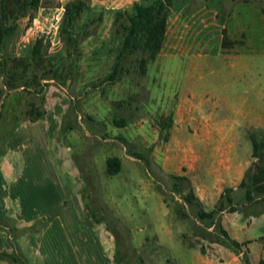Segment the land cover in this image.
Instances as JSON below:
<instances>
[{
  "label": "rangeland",
  "instance_id": "1",
  "mask_svg": "<svg viewBox=\"0 0 264 264\" xmlns=\"http://www.w3.org/2000/svg\"><path fill=\"white\" fill-rule=\"evenodd\" d=\"M65 1L43 0L27 26L28 16L20 17L0 50V62L6 59L9 66L10 56L29 59L40 37L46 63L31 65L45 85L38 92L7 87L0 64V211L10 225L0 228V251L19 255L22 264H198L196 251L203 246L210 254L219 243L202 237L190 206L171 191V174L186 175L210 210L225 186L236 188L254 159L249 132L264 134V0H192L212 1L231 46L220 49V33L214 31L186 51L226 52L167 59L163 70L150 61L148 74L131 71L114 83L98 80L120 43L115 12L144 0H89L78 29L91 15L101 12L102 18L87 25L88 34L80 36L71 56L59 35ZM49 65L68 76L67 87L49 78ZM30 101L44 111L34 120L26 112ZM64 116L68 127L62 130ZM113 116L126 124L116 126ZM118 135L150 165L130 155ZM113 156L120 168L111 174L107 158ZM236 193L238 208L220 212L230 234L249 216L242 191ZM32 215L43 218L40 227L32 221L38 229L29 225ZM254 235L264 242V218ZM12 261L0 257V264Z\"/></svg>",
  "mask_w": 264,
  "mask_h": 264
},
{
  "label": "trees",
  "instance_id": "2",
  "mask_svg": "<svg viewBox=\"0 0 264 264\" xmlns=\"http://www.w3.org/2000/svg\"><path fill=\"white\" fill-rule=\"evenodd\" d=\"M173 1L174 0L134 1L132 9L129 11L118 9L115 12L113 19L114 32L120 36V43L109 71L98 80L99 83H114L120 80L123 74L131 71L137 75L146 73L148 62L155 58L161 48L166 30L167 16ZM42 3L43 0H0V50L6 44L8 37L16 31L18 19L23 16H28L27 26L29 22L32 21L35 11ZM89 6V0H66L63 4L59 24V35L68 47L67 55L69 56H71L76 49L80 36L82 37L88 34L87 25L102 18L101 12L91 15L88 21L82 24V31L79 30L78 28L81 26L78 27L77 23L83 15V12L88 9ZM221 45L222 47L231 46V40L226 35L225 26L222 27ZM28 57L29 59H26L27 57L25 56H10L8 57V60H10L9 66L5 65L6 59L0 62L3 71L4 69L6 70L8 77L4 84L9 88L22 85L23 88L30 91H43L45 88L44 82L40 83V80L35 77V71H31V65H46L43 58V42L40 37L36 38L30 47ZM46 71L51 72L49 78H56L60 84L67 87L68 76H61L62 71H60L56 65L53 67L49 65L46 67ZM21 79H23L22 82H20ZM37 85L39 87H36ZM97 85V83L92 82L93 87ZM31 86H33L32 89ZM0 104L2 105V101ZM78 107V105L73 104L71 111H76ZM26 112L32 120L40 117L44 113L42 109L37 108L34 101H30ZM62 119L61 129L65 130L68 127V123H66L67 119L65 116ZM115 122L120 124L124 121L115 120ZM101 136L102 138L106 137L105 133H102ZM249 136L252 146L251 154L254 159L244 170L236 188L233 186H225L223 188L213 208L210 210L204 208L200 197L194 192L188 177L184 174H171V191L180 193L184 201L190 206L193 216L201 223L200 228L202 237L210 239V241L219 242L235 253L241 254L244 264H264L263 259H260L256 263L250 261L249 256L243 249V241H238L229 235L227 230L222 226L220 219V212L222 210L233 211L238 208L240 199L239 195L236 193L237 189L242 191L241 202L245 203V213L258 215L264 212V134L255 129L249 132ZM117 138L122 139V143L130 155L137 158L138 161H143L142 163L144 165H150L146 155L141 151L135 150L132 146H129L124 136L118 135ZM107 166V170L111 174L118 170V168H120L119 157H108ZM89 209L92 218L95 221H100L97 212L92 208ZM8 218L9 217L5 213L0 211V228L3 225L9 224ZM34 222L39 224L40 227L43 218H37ZM34 222L29 225L35 224ZM211 225L212 228L209 229ZM8 226L10 227V225ZM34 227L35 229L39 228L36 226ZM10 231L12 232L13 230ZM19 231L23 232L21 229ZM16 232L18 233V231ZM201 250L204 251L203 246ZM1 256L13 258V264H15L14 260L18 262L17 264H22V259L17 254L7 253L3 250L0 251V257ZM114 259H118L120 262L123 260L119 255H115Z\"/></svg>",
  "mask_w": 264,
  "mask_h": 264
},
{
  "label": "crops",
  "instance_id": "3",
  "mask_svg": "<svg viewBox=\"0 0 264 264\" xmlns=\"http://www.w3.org/2000/svg\"><path fill=\"white\" fill-rule=\"evenodd\" d=\"M148 1L149 0H144L143 2H148ZM212 4H213L212 1L209 2L205 1L203 3H199V2L193 3L192 0H177V1L174 0L172 5L170 6L169 13L167 16L166 30L161 48L156 54L155 58L150 61L156 63V66L161 67V69L163 70L162 63H164L167 59L171 60L172 58H175L177 62V59L184 58L185 54L190 56L194 54L209 55L210 52H214V53L226 52V51H219V49L218 51H186L190 46L196 44V43H192L193 40L198 39L201 41V39L203 38L205 39V37L207 39L209 38V36L213 37L214 31L220 33V43H221L222 27L225 25L224 23H222V20L218 18L217 10L213 6H211ZM195 25H200V27H197ZM199 32H201V34H197ZM185 33H187L186 37L184 36ZM185 39H187L188 41H185ZM197 45H199L200 48L202 49H207L208 47L207 43L204 44L203 42H200ZM219 48L220 49L223 48L221 44ZM147 69H148V64H147ZM146 74H148L147 70H146ZM154 78L155 77H152L151 80H153ZM127 82L128 85L130 86L132 85L131 80L128 79ZM150 85H146V88L149 89ZM122 101L123 100H118L116 102L117 105L121 106ZM173 102H175V100ZM115 120L125 121L123 117L113 116V123L116 126H123L126 124L124 122L118 124L115 122ZM0 210L3 211L4 207H1ZM33 217L34 216L32 215V217L29 218L30 219L29 224L32 221H34V219H31ZM262 218H264V212L258 215L249 214V216H246L244 219L242 218L240 219L239 231L237 233L235 234H230L231 232L229 233L232 237H234L238 241H243L248 238L249 239L252 238L245 245L248 248L249 259L253 263L258 262L260 259H263L264 261V242L262 244H259L257 242L256 236L254 235L257 228H259L261 225ZM245 224L246 227L248 228L251 226L250 227L251 229L247 228L248 230L247 229L244 230ZM79 239L82 242L80 236ZM246 247L244 246V248ZM196 255H197L198 264H244V261L242 260L240 254L235 253L233 250H231L230 248H228L227 246L221 243H219L218 245L214 244V250L210 254H205L202 250L201 252L197 250Z\"/></svg>",
  "mask_w": 264,
  "mask_h": 264
}]
</instances>
